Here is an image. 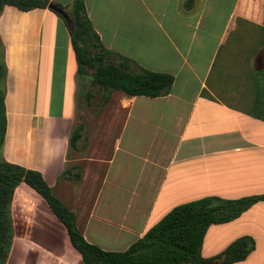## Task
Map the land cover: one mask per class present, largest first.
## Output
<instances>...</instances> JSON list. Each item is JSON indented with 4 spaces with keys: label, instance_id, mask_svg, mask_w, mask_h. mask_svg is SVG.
<instances>
[{
    "label": "crops",
    "instance_id": "1",
    "mask_svg": "<svg viewBox=\"0 0 264 264\" xmlns=\"http://www.w3.org/2000/svg\"><path fill=\"white\" fill-rule=\"evenodd\" d=\"M53 1L68 13L74 0ZM83 2L105 49L172 74V84L158 97L109 91L97 123H82L72 146L78 110L91 114V97L87 106L76 101L66 19L5 5L4 158L40 171L84 238L105 250L127 249L178 204L264 194V0ZM16 195L5 264H86L43 197L25 183L12 204ZM242 235L255 247L232 264H264V200L211 224L202 257Z\"/></svg>",
    "mask_w": 264,
    "mask_h": 264
},
{
    "label": "trees",
    "instance_id": "2",
    "mask_svg": "<svg viewBox=\"0 0 264 264\" xmlns=\"http://www.w3.org/2000/svg\"><path fill=\"white\" fill-rule=\"evenodd\" d=\"M53 0H0V14L5 5L27 11L48 8ZM59 7H64L55 3ZM60 15L58 12H56ZM69 28L71 43L78 65L92 70V85L103 90L102 102L109 98V91L120 90L127 95L158 97L164 95L174 80L170 73L136 68L134 62L104 48L93 29L83 0H74L70 6ZM61 16V15H60ZM6 67L0 60V264H5L13 236L12 199L15 189L25 183L36 191L64 224L70 241L86 264H212L220 258V264H232L243 260L255 247L250 235L234 239L219 255L203 258L201 248L204 235L211 224L231 221L253 204L264 200V194H252L238 198L207 195L174 206L142 237L122 251L105 250L88 242L75 223L74 212L59 199L41 172L7 161L3 155L6 131L4 103V79ZM88 97H91L88 94ZM83 124L78 123L70 135V145L81 137ZM80 175H77V178Z\"/></svg>",
    "mask_w": 264,
    "mask_h": 264
},
{
    "label": "rangeland",
    "instance_id": "3",
    "mask_svg": "<svg viewBox=\"0 0 264 264\" xmlns=\"http://www.w3.org/2000/svg\"><path fill=\"white\" fill-rule=\"evenodd\" d=\"M69 9V8H68ZM3 49H0V60L3 62ZM4 63V62H3ZM92 70L88 69L87 67L82 68V72L78 73L77 75V82H78V93L76 95V101H78L79 106H87V100L86 96L87 93L91 95V98H89L90 102V108L88 111L91 112V114H82L79 113L80 110H78L77 114V124L78 123H84L85 127L91 128V124L97 123L96 119V111L98 110L99 106L101 105L102 100V90L98 88L97 85H92ZM60 199V198H59ZM16 205H17V195L15 196V200L12 204V218L13 222H17V213H16ZM218 251H214V254ZM219 253V252H218Z\"/></svg>",
    "mask_w": 264,
    "mask_h": 264
},
{
    "label": "water",
    "instance_id": "4",
    "mask_svg": "<svg viewBox=\"0 0 264 264\" xmlns=\"http://www.w3.org/2000/svg\"><path fill=\"white\" fill-rule=\"evenodd\" d=\"M48 8L51 10H54L55 12H58L63 18H65L67 21L69 20L68 13L62 8L56 5L55 3H49Z\"/></svg>",
    "mask_w": 264,
    "mask_h": 264
},
{
    "label": "bare ground",
    "instance_id": "5",
    "mask_svg": "<svg viewBox=\"0 0 264 264\" xmlns=\"http://www.w3.org/2000/svg\"><path fill=\"white\" fill-rule=\"evenodd\" d=\"M151 38H153V37H151ZM158 42H159V41H158ZM156 43H157V42H156ZM149 44H150V43H149ZM149 44H148V45H149ZM158 45H159V44H158ZM146 46H147V45H146Z\"/></svg>",
    "mask_w": 264,
    "mask_h": 264
}]
</instances>
